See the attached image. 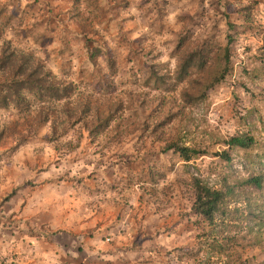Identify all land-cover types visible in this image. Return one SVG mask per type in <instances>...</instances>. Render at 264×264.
Returning a JSON list of instances; mask_svg holds the SVG:
<instances>
[{
	"label": "rangeland",
	"instance_id": "374dc122",
	"mask_svg": "<svg viewBox=\"0 0 264 264\" xmlns=\"http://www.w3.org/2000/svg\"><path fill=\"white\" fill-rule=\"evenodd\" d=\"M3 61L72 95H0V264H71L136 209L146 264H264V0H0ZM194 178L229 191L212 227Z\"/></svg>",
	"mask_w": 264,
	"mask_h": 264
},
{
	"label": "trees",
	"instance_id": "16d2710c",
	"mask_svg": "<svg viewBox=\"0 0 264 264\" xmlns=\"http://www.w3.org/2000/svg\"><path fill=\"white\" fill-rule=\"evenodd\" d=\"M12 57V53L7 56L9 59ZM5 58L6 56L3 60ZM23 67L24 65L18 66L15 70H13V72L9 73L8 69L12 68L11 61H9L8 64L3 61L2 65H0V72H3V77H5L3 82H0V86L4 87V89H0V95L4 91L6 92L4 99L8 100L9 97H17L20 100L22 98L23 91H28L29 93L37 91V93H42V99L49 95L50 98H53L58 102L63 99H70L72 92L69 91V88H65V94L63 95H59V89L55 87L45 90L47 80L41 79V77L38 76V68L36 67L34 70H31L30 73H27V70L23 69ZM46 76L48 77V75ZM11 101L13 100H8L7 102L9 103ZM253 143L254 139L250 136H233L228 140L227 145L229 148L248 149L253 145ZM174 149H176L179 156L186 162H190L196 155H200V152L196 149L187 147H177ZM221 155L223 157L225 156L224 159H229L227 152H224ZM248 183L260 187L262 184V178H250ZM192 184L194 190L193 210L196 215L201 217L204 222L208 224V226L212 227L216 224L218 219H221V217L226 214L225 206L227 205L229 199V191L214 189L198 178H194ZM230 241L231 239L226 240L224 244L215 242L219 247L220 254H222L226 248L228 250Z\"/></svg>",
	"mask_w": 264,
	"mask_h": 264
},
{
	"label": "crops",
	"instance_id": "0c3cea01",
	"mask_svg": "<svg viewBox=\"0 0 264 264\" xmlns=\"http://www.w3.org/2000/svg\"><path fill=\"white\" fill-rule=\"evenodd\" d=\"M122 216H125L126 220L129 218L126 213H122ZM131 217L130 230L127 234L122 233V236L118 237L116 242L109 243L108 239L105 242H100L98 237L86 238L84 245L81 243L82 245L80 244L77 248H74L72 256L69 255L72 260L71 264H83V259L85 264H146L152 251L144 254L142 249L145 246L141 244V209L134 210ZM67 224L69 222L63 223V227L65 230L70 231L69 227L66 226ZM83 227L79 222V226L73 229V233H81ZM100 231L99 234L104 235L102 233L103 228ZM110 233L117 234V229L111 230Z\"/></svg>",
	"mask_w": 264,
	"mask_h": 264
}]
</instances>
